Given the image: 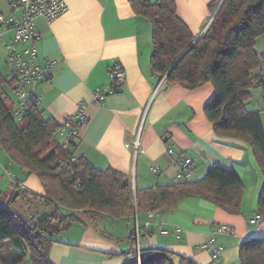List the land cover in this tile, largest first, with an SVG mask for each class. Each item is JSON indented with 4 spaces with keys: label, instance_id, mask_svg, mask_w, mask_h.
I'll list each match as a JSON object with an SVG mask.
<instances>
[{
    "label": "crops",
    "instance_id": "0c3cea01",
    "mask_svg": "<svg viewBox=\"0 0 264 264\" xmlns=\"http://www.w3.org/2000/svg\"><path fill=\"white\" fill-rule=\"evenodd\" d=\"M65 1L66 11L55 20L36 19L42 32L35 42L39 58L55 62L50 80L39 84L36 93L42 98L44 115L59 122L75 115L79 102L85 104L88 122L76 143V155L84 156L99 169L111 167L126 173L137 188L179 181L178 156H190V180L202 178L210 166L219 165L236 171L244 184V194L238 214L204 199L186 198L174 210L142 211L131 219L104 216L97 221L96 230L86 223H75L56 237L51 260L55 264H123L134 255L138 244L139 248L172 251L175 264H240V243L264 237V221L259 225L250 221L257 212L264 175L250 144L218 136L206 117L204 106L215 95L214 85L207 82L189 90L180 84H168L153 73L152 27L136 14L130 0ZM175 2L179 18L197 38L213 18L210 7L215 4L218 8L222 0ZM0 15L15 18L20 9H13L11 0H0ZM2 29L0 59L5 61L4 41L10 42L15 30L6 26ZM28 44L22 42L19 49ZM256 51L264 52V35L257 39ZM115 62L125 68L126 79L121 91L109 94L100 105L94 92L110 84L109 69ZM254 74L264 83V58ZM252 95L251 100L256 96L262 103L258 111L264 124L262 89L255 88ZM136 140L137 150L127 146L128 141ZM169 148L177 155H172ZM153 164L159 165L160 173L151 171ZM0 170V178H9L0 179V188L44 192L38 176L22 169L1 148ZM220 224L232 226L236 235H215L213 229ZM134 228L139 233L138 243L129 237ZM164 230L167 232L162 233ZM205 244L223 245V256L213 260Z\"/></svg>",
    "mask_w": 264,
    "mask_h": 264
},
{
    "label": "trees",
    "instance_id": "16d2710c",
    "mask_svg": "<svg viewBox=\"0 0 264 264\" xmlns=\"http://www.w3.org/2000/svg\"><path fill=\"white\" fill-rule=\"evenodd\" d=\"M130 2L152 27L153 73L189 90L212 83L215 95L205 104L204 113L215 133L249 143L264 175V124L261 112L247 107L255 88H261L264 96V83L254 74L264 58V52L256 51L257 39L264 35V0H222L217 12L213 4V18L196 41L179 18L175 0ZM17 81V74L0 71V148L22 169L37 175L44 192L0 188V253L13 246L18 254L17 258L12 255L15 260L10 264L26 258L32 264H55L50 250L61 232L75 223L96 230L104 216L131 219L142 211L174 210L186 198L204 199L230 213H240L244 184L236 171L219 165L210 166L197 180L179 179L146 188L134 187L130 176L117 169L95 167L84 156L70 163L72 170L63 167L61 161L76 147L63 146L56 135L60 122L45 116L33 101L24 104L21 115L15 114ZM108 86L114 93L121 91L114 80ZM16 190L17 198L23 195L37 208L27 218L10 209L17 200H12ZM257 212L264 217V184ZM135 236L136 228L129 237ZM139 252L140 260L129 252L131 257L123 264H175L174 253L168 249L149 247ZM239 260L240 264H264V237L243 240ZM0 264H6L1 256Z\"/></svg>",
    "mask_w": 264,
    "mask_h": 264
},
{
    "label": "built area",
    "instance_id": "2783aa9c",
    "mask_svg": "<svg viewBox=\"0 0 264 264\" xmlns=\"http://www.w3.org/2000/svg\"><path fill=\"white\" fill-rule=\"evenodd\" d=\"M13 9H20V15L15 18L7 19L0 15V37L3 33V26L15 30V35L10 42L4 41V46L7 51L5 61L10 68V74H17L18 81L14 85L13 95L15 96V114L21 115L24 110V104L28 101H33L34 104L40 106L42 98L36 93V88L44 80L51 77V73L55 62L49 60L41 61L38 55V50L35 42L41 38L42 32L36 24L38 17L44 18L47 22H51L64 13L67 9L65 0H11ZM29 42L23 49H19V44L22 42ZM110 77L114 80L118 87L122 89L126 79V70L122 64L115 62L110 66ZM112 86H104L97 88L94 92L96 103L103 105L107 96L114 93ZM88 119L85 113V104L78 103V112L75 115L68 116L60 122V127L56 133L65 148L73 149L76 147L77 141L80 139V133ZM127 146L137 150L139 148V141L127 142ZM172 155H177L173 148H169ZM78 156L73 153L61 161V165L65 168L71 169L70 163L76 160ZM178 164L180 171L178 177L180 179L190 178L193 174L192 165L193 159L190 156H178ZM153 173H160L161 168L157 164L151 167ZM19 186L18 183L15 184ZM256 225L264 221V217L256 212L250 219ZM167 231H162L166 233ZM215 235H231L235 236L236 231L232 226L220 224L213 229ZM138 242V234H137ZM210 251L213 260L220 259L225 251L221 244L203 246ZM137 257L140 259L139 248H137Z\"/></svg>",
    "mask_w": 264,
    "mask_h": 264
},
{
    "label": "rangeland",
    "instance_id": "374dc122",
    "mask_svg": "<svg viewBox=\"0 0 264 264\" xmlns=\"http://www.w3.org/2000/svg\"><path fill=\"white\" fill-rule=\"evenodd\" d=\"M196 40H197V38L195 39V41ZM0 61H1L0 64H2V65H0V69L2 68L1 69L2 73L5 75L9 74L10 68L7 65V63L4 61L3 58H1ZM256 98L257 97L255 96L254 100H251V101L249 100V102L247 104V107L249 108V110H253V109L259 110L258 108L260 106H262V103L259 100L257 101ZM255 103H256V105H254ZM0 179H1V181H3V180L6 181L9 178H8V176L4 175ZM1 188H3V187L1 186ZM28 195H30V194H28ZM10 209L16 213H19L24 218H27L29 215H31L32 213H35L37 211V208L33 204H29V202L26 199L24 200L23 195L19 196L17 198L16 202L11 203ZM252 227H254V226H252ZM14 251H15V249L13 248V246H7V248L3 250L2 256H3V260L6 262V264H8L9 262H11L13 260L12 254H14ZM24 264H32V262L30 259H27V260H25Z\"/></svg>",
    "mask_w": 264,
    "mask_h": 264
},
{
    "label": "clouds",
    "instance_id": "9594fccd",
    "mask_svg": "<svg viewBox=\"0 0 264 264\" xmlns=\"http://www.w3.org/2000/svg\"><path fill=\"white\" fill-rule=\"evenodd\" d=\"M187 179H189V178H187ZM137 228V227H136ZM137 234H138V239H139V233L136 231V236H135V240L137 239ZM137 242V241H136ZM138 243V242H137ZM137 248H139V245L137 244L136 245V251H135V254L137 255V253H138V251H137ZM140 249V248H139ZM140 253V252H139ZM138 260H140V259H138Z\"/></svg>",
    "mask_w": 264,
    "mask_h": 264
},
{
    "label": "water",
    "instance_id": "95a60500",
    "mask_svg": "<svg viewBox=\"0 0 264 264\" xmlns=\"http://www.w3.org/2000/svg\"><path fill=\"white\" fill-rule=\"evenodd\" d=\"M220 6V5H219ZM219 9V7L216 9V11L215 12H217V10ZM199 37H197V39H198ZM19 194V190H16L15 191V194L13 195V200L17 197V195Z\"/></svg>",
    "mask_w": 264,
    "mask_h": 264
}]
</instances>
